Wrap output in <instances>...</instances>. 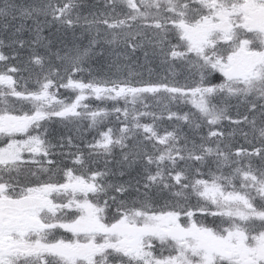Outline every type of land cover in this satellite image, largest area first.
Listing matches in <instances>:
<instances>
[{"label":"snow or ice","instance_id":"6c2138e0","mask_svg":"<svg viewBox=\"0 0 264 264\" xmlns=\"http://www.w3.org/2000/svg\"><path fill=\"white\" fill-rule=\"evenodd\" d=\"M0 264H264V0H0Z\"/></svg>","mask_w":264,"mask_h":264},{"label":"trees","instance_id":"16d2710c","mask_svg":"<svg viewBox=\"0 0 264 264\" xmlns=\"http://www.w3.org/2000/svg\"><path fill=\"white\" fill-rule=\"evenodd\" d=\"M82 2L86 5H92V4H95L97 3V0H82ZM88 9L85 8L84 11L86 12ZM47 35V33H45ZM94 104L98 103V102H93ZM233 105H235V102H233ZM182 108H185V110H187V108L183 105H181ZM187 107H190V105H188ZM232 115L235 117L236 116V107L233 106L231 109H230ZM54 120L56 119L55 117L53 118ZM225 124H227V121L224 122ZM230 130V129H229ZM50 132H51V137L52 139H59V137L61 135H64L67 133V129L64 127L63 124H60V123H55V124H52L51 127H50ZM92 137L89 135L88 136V139H91ZM239 140L240 143H243V139L242 137H238L237 138Z\"/></svg>","mask_w":264,"mask_h":264}]
</instances>
